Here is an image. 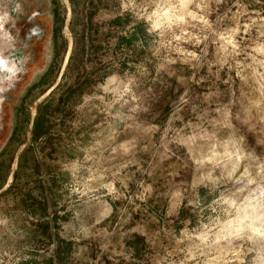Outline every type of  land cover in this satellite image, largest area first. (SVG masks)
I'll list each match as a JSON object with an SVG mask.
<instances>
[{"label":"rangeland","instance_id":"374dc122","mask_svg":"<svg viewBox=\"0 0 264 264\" xmlns=\"http://www.w3.org/2000/svg\"><path fill=\"white\" fill-rule=\"evenodd\" d=\"M6 11L0 264H264V0Z\"/></svg>","mask_w":264,"mask_h":264},{"label":"flooded vegetation","instance_id":"af4514ba","mask_svg":"<svg viewBox=\"0 0 264 264\" xmlns=\"http://www.w3.org/2000/svg\"><path fill=\"white\" fill-rule=\"evenodd\" d=\"M7 15H8V11L0 15V35L2 36L3 39H5L6 44L8 43V45H12L11 36L5 26V22L8 18Z\"/></svg>","mask_w":264,"mask_h":264},{"label":"bare ground","instance_id":"6f19581e","mask_svg":"<svg viewBox=\"0 0 264 264\" xmlns=\"http://www.w3.org/2000/svg\"><path fill=\"white\" fill-rule=\"evenodd\" d=\"M2 64V65H1ZM6 67H8L9 68V70H10V67L8 66V64L6 63V62H4V60H2V57H0V71H2V70H4ZM17 69V68H16ZM3 72V71H2ZM6 71H4V73H5ZM1 89L3 90V89H5V86L4 87H1ZM0 102H1V98H0Z\"/></svg>","mask_w":264,"mask_h":264}]
</instances>
